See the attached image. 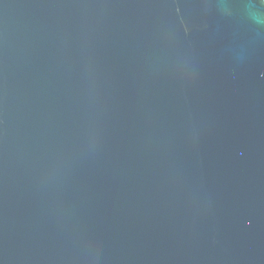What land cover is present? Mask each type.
<instances>
[{
    "label": "water",
    "instance_id": "obj_1",
    "mask_svg": "<svg viewBox=\"0 0 264 264\" xmlns=\"http://www.w3.org/2000/svg\"><path fill=\"white\" fill-rule=\"evenodd\" d=\"M0 264H264V0H0Z\"/></svg>",
    "mask_w": 264,
    "mask_h": 264
}]
</instances>
